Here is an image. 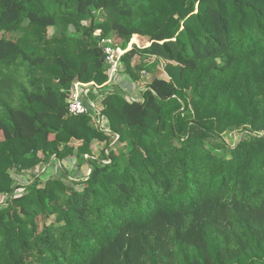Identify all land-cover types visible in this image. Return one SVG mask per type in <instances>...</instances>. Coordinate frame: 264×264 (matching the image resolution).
<instances>
[{"label": "trees", "instance_id": "obj_1", "mask_svg": "<svg viewBox=\"0 0 264 264\" xmlns=\"http://www.w3.org/2000/svg\"><path fill=\"white\" fill-rule=\"evenodd\" d=\"M133 37L139 98L89 93L108 134L70 116ZM70 156L89 174L40 186ZM0 195V264H264V0H0Z\"/></svg>", "mask_w": 264, "mask_h": 264}, {"label": "rangeland", "instance_id": "obj_2", "mask_svg": "<svg viewBox=\"0 0 264 264\" xmlns=\"http://www.w3.org/2000/svg\"><path fill=\"white\" fill-rule=\"evenodd\" d=\"M64 28L62 26H59L57 28H51L48 30V35L49 37L55 36L61 32H63ZM66 33H68L71 36H79L80 33L76 32L72 27H67ZM98 34V32H96ZM144 41L145 39H139L137 37H133L131 41L128 44V47L124 50L121 43L119 41H115L112 39V43H114V47L116 48H121L124 53L125 51L129 50L131 48L130 44L132 45H138L142 46L145 45ZM122 58V56H120ZM121 58L118 61L117 67L115 68V71L112 74H108V81L105 83L104 86L99 88L97 91H100L102 89L107 90V91H120L123 96L126 97L127 100H136L138 99V93L142 89V86L144 83H148L150 77L149 76H143L142 77V84L140 86H135L133 83L130 82L128 76L125 74L122 68L121 64ZM135 63V61L132 62V64ZM98 93V92H97ZM100 110L102 109V106L99 105ZM94 123V122H93ZM91 121V126L96 127L99 129L97 125L94 126V124ZM104 132L105 134H108V127H107V120L105 124H102L101 129L99 131ZM242 135L237 134V133H227L223 136V142L227 145L232 147L241 137ZM73 145H77V143L73 142ZM104 141H94L91 145V148L93 150V155L95 157L99 156L100 151L104 148ZM115 143H111V148H114ZM86 158V157H85ZM39 177L40 180V186H43V184L48 181L49 179L53 178H60L62 174L66 173L68 175V178L71 181H79L84 179L88 174V167L86 164L79 165L78 162L76 161L75 157H67L61 161L57 160L56 158H52L48 164L42 166L41 168L38 169V171L33 172ZM15 184L16 185H26L29 183L28 181L31 179L30 176L25 175V176H18L14 172L10 173ZM23 189L19 188L18 190L15 191L16 195H21L23 193ZM6 196H1L0 195V206L4 205L6 203Z\"/></svg>", "mask_w": 264, "mask_h": 264}, {"label": "built area", "instance_id": "obj_3", "mask_svg": "<svg viewBox=\"0 0 264 264\" xmlns=\"http://www.w3.org/2000/svg\"><path fill=\"white\" fill-rule=\"evenodd\" d=\"M101 45L105 54V64L108 66L106 75H108L109 73L112 74L117 67L118 61L121 58L120 56L124 54V51L121 48L114 47L112 38L102 40ZM130 46H132V44H130ZM104 85L105 84H103L102 86ZM102 86H97L94 83L73 84L67 100L69 115L74 117L87 115L92 123L94 122V126L97 125L99 129H101L102 124H105L106 119L101 115L99 104L95 101H91L88 98V95L90 92L96 93V91Z\"/></svg>", "mask_w": 264, "mask_h": 264}]
</instances>
